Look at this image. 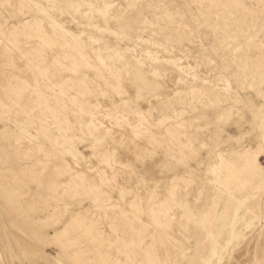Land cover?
I'll use <instances>...</instances> for the list:
<instances>
[{
	"label": "rangeland",
	"instance_id": "1",
	"mask_svg": "<svg viewBox=\"0 0 264 264\" xmlns=\"http://www.w3.org/2000/svg\"><path fill=\"white\" fill-rule=\"evenodd\" d=\"M0 216L48 242L0 264H264V0H0Z\"/></svg>",
	"mask_w": 264,
	"mask_h": 264
},
{
	"label": "bare ground",
	"instance_id": "2",
	"mask_svg": "<svg viewBox=\"0 0 264 264\" xmlns=\"http://www.w3.org/2000/svg\"><path fill=\"white\" fill-rule=\"evenodd\" d=\"M159 127V126H158ZM102 155V154H101ZM218 163V162H217ZM249 163V162H248ZM251 164V163H250ZM230 166V165H229ZM214 168V167H213ZM19 195V194H18ZM21 195V194H20ZM19 200V199H18ZM21 201V199H20ZM13 202V201H12ZM20 203V202H19ZM18 205V204H15ZM48 219V218H47ZM38 220V219H37ZM41 220V219H40ZM46 220V219H45ZM7 221V220H6ZM27 221V220H26ZM25 221V222H26ZM36 221V220H35ZM42 221V220H41ZM44 222V221H43ZM46 222V221H45ZM32 224V223H31ZM44 224V223H43ZM11 226V224H9ZM8 225V223H6L4 221V219L0 216V238L2 239L3 245L7 251L8 254L15 256V255H19L22 254L24 252L30 251L32 252L33 256H35L36 254H42L44 256H47L46 252H45V247L48 244L47 242V238L43 237L42 235H37L35 233L30 234L28 236V241H25L21 236H19L10 226ZM17 225V224H16ZM15 226V225H14ZM13 226V227H14ZM32 226V225H31ZM31 226L28 227L31 230H36V228H32ZM43 226V225H42ZM45 226V224H44ZM46 227V226H45ZM29 229V230H30ZM43 229V228H42ZM38 230V229H37ZM54 236L56 238V240H59L60 237L62 236V234L59 231V233L54 232ZM44 235V234H43ZM53 236V235H52ZM47 237V236H46ZM55 241V240H54ZM63 241V240H62ZM72 241V240H71ZM65 243V242H64ZM60 246H63V243L60 242ZM67 246V244L65 245ZM71 247V246H70ZM68 248V246H67ZM75 248V247H74ZM71 249V248H69ZM76 249V248H75ZM74 249V250H75ZM77 251H79L77 249ZM76 251V252H77ZM75 252V251H74ZM75 252V253H76ZM73 253V252H72ZM79 253V252H78ZM77 253V254H78ZM25 254V253H24ZM76 254V255H77ZM80 254V253H79ZM23 255V254H22ZM70 255V254H69ZM68 255V256H69ZM72 255V254H71ZM75 255V254H73ZM9 257V256H8ZM14 259V257H13Z\"/></svg>",
	"mask_w": 264,
	"mask_h": 264
}]
</instances>
